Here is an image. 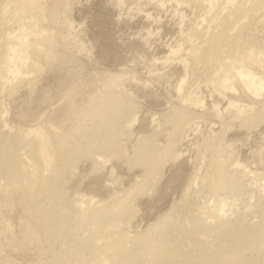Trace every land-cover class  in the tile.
<instances>
[{
  "label": "rangeland",
  "instance_id": "1",
  "mask_svg": "<svg viewBox=\"0 0 264 264\" xmlns=\"http://www.w3.org/2000/svg\"><path fill=\"white\" fill-rule=\"evenodd\" d=\"M29 1L0 0V149L7 143L23 149L26 130L40 128L51 131L55 154L52 169H41L45 188L35 196L6 200L0 193V264H162L165 216L173 211L190 218L203 210V231L210 228L205 242L214 244L222 227L212 205L216 211L220 199L232 219L229 228L242 233L236 264H264V87L259 95L235 80L225 95L213 88L220 75L231 77L229 64L248 47L259 61L248 70L264 83V0H31L37 3L18 6ZM234 19L242 22L239 28L230 27ZM40 28L56 35L50 47L4 59L6 46L18 45L20 29ZM171 49L178 52L171 55ZM17 69L27 75H14ZM228 101L241 112L227 109ZM180 115L185 120L172 145L178 156H166L161 177L137 191L145 167L135 161L167 144ZM117 130L124 135L122 151L100 168L102 158L93 159ZM2 149L0 185L7 178ZM215 181L226 186L213 191ZM82 199L101 207L99 220L76 214L77 206L88 204ZM196 226L191 232L201 230ZM101 227L125 234L126 243L104 248Z\"/></svg>",
  "mask_w": 264,
  "mask_h": 264
},
{
  "label": "bare ground",
  "instance_id": "2",
  "mask_svg": "<svg viewBox=\"0 0 264 264\" xmlns=\"http://www.w3.org/2000/svg\"><path fill=\"white\" fill-rule=\"evenodd\" d=\"M208 1H210V0H208ZM30 2L32 4L37 3V1L32 2L30 0L28 2V4L27 3L24 4L22 2L23 5L20 3L18 6L20 7V6L29 5V4H31ZM193 4H194V2H193ZM262 4H257V5L262 6ZM253 6H254V3L251 7H253ZM249 9L251 10L252 8H249ZM249 9H248V11H249ZM258 10H260V9L258 8ZM255 12H256V9H255ZM250 13H252V12H250ZM242 15L243 14H241V15L239 14V16L241 18H242ZM239 16L237 15L236 19H239ZM253 16H255V15H253ZM12 17H13L15 22H18V23L21 21L23 22V18L17 16L16 14H14ZM26 19L27 18H25V20ZM248 19H250V18H248ZM65 21H66V23L63 22L64 23L63 25H66V27L70 28L71 22L68 20H65ZM235 21H236V23L233 22L232 23L233 25L230 26L234 29L239 28L240 27L239 24L242 23L241 22L238 24V22H237L238 20H235ZM239 21H241V20H239ZM242 21H243V19H242ZM26 23L30 24V23H34V22L31 21V19H27ZM66 27H64V28H66ZM232 28H230V29H232ZM24 29H23V31H24ZM26 29H29V28L27 27ZM31 29H33L32 25H31V28L29 30H31ZM21 31L22 30L20 29V31L18 32V35L16 36L17 40H18V45L12 44V46H6L7 48H5V49L7 50L6 51L7 53L5 54L4 59L6 58L7 60L8 59L14 60V57L16 56V54H20L22 56V58H26V49L29 47L33 48L38 54H40L42 51V50L40 51L41 46L46 45L44 47H50L56 40L54 38L55 34L51 33V31L49 32V30L47 31L46 29L40 28L39 30H34L32 32L30 31L29 33L26 31L25 32H23V31L21 32ZM30 33L33 35V38H34L33 41H30L27 39L28 35L30 36ZM55 37H56V35H55ZM222 37H223V32H220L217 34L216 40H219ZM186 43L189 44L190 42H186ZM5 49L2 51H5ZM190 51L191 50L189 49V51L187 53L188 55H189ZM177 52H178L177 49L176 50H172V49L170 50L171 55H174ZM20 55H17V56H20ZM180 59L182 60V58H180ZM180 59H178V60H180ZM2 60H3V58H2ZM23 60H25V59H23ZM235 60L237 62L236 63L231 62L229 64V67H228L232 71L231 77L229 78L228 75L226 73H224V74L220 75L218 78H216L213 81L214 90L219 95H225L227 91H231L233 89L232 84L234 83V80H235L236 82H239L242 85H244L246 90L250 91L252 94L259 95L262 92L263 87H264L262 77H256L254 72L248 70L249 66L257 65L259 62L258 58L256 57V55L252 51V48L248 47L246 49H243L237 55V58ZM20 61H22V59H20ZM8 62H9V60H8ZM22 63H23V61H22ZM22 63H20V64H22ZM4 64H6V62ZM29 64H31V63H29ZM32 64H31L32 65L31 68H32V70H35L36 66L34 63H32ZM22 65H20V66L22 67ZM23 67H24V65H23ZM19 72H20V69L18 71H16L14 75L19 76L20 75ZM20 73H22V72H20ZM26 73L27 72H25V74ZM20 76H22V75H20ZM23 76H22V78H23ZM120 79H121L120 76L115 77V81L119 82ZM232 107L236 108V110H237V112L235 111L236 114L237 113L239 114L241 112V110L239 108H237L236 105L232 101H228L227 109L228 108L231 109ZM184 120H185V116L180 115L177 118V120L174 122V125H172V129L168 135L167 144L165 146H163L159 150L148 149L146 151V154L142 155L141 159H137L135 161V163L137 165L145 167L144 172H143L142 177H141V183L143 184V186H138L136 188L137 191H142L143 189H145V185L148 184V182H151L152 184H154L156 179H159L161 177V175H162L161 172L165 166L164 162L166 160V156L168 157V159H175L178 156L177 154L173 153L172 145L177 143V138L181 134V128H182V125L184 123ZM1 128H0V130H1L0 132H2V130H3V128L2 129ZM12 131H15V130H12ZM119 131H120V129H119ZM17 132H19V131L17 130ZM120 132H118V130L116 132L115 131L112 132L110 134V136L108 137V140L103 142V144L101 145L100 151L98 150L99 153L96 154V152L94 151L96 154L95 156L96 157L98 156L96 160L93 159L94 162L98 161V158H102L101 160H99L97 162L99 167L102 166L100 164H102L103 161L104 162L106 161V158L112 156L111 154H113V156H116V154H117V156L120 155V153L122 151V149H121L122 147L120 145V143H121L120 138L123 135ZM19 133H22V131H20ZM50 133H51V131H49V130L43 131L40 128H30V129L28 128V130H26L24 135H25V138H26V136L27 137L29 136V139L28 140L26 139L25 140L26 142L23 144L24 145L23 149H25L26 154H24V151L22 153L23 155H26V156H22V157L19 154L20 152H17V150H20V149L16 148V147H20V146L15 147L14 145H11L12 143L11 144H9V143L5 144L4 143L5 146L2 144L3 149L1 148L2 149L1 160L5 159L6 163H4V164H6V166H5L3 172L7 176V178L0 185V189H1L0 193L6 198V200H9L11 195H16V194H20L24 199L25 198L28 199L30 197L35 196L38 192L42 191L45 188V185H43L44 182H42V174H43L42 172H45L44 169H47V168L49 169V167L51 166V164L53 162L54 154H55L54 151H51L52 145H54V144H53L52 140L49 138ZM6 139H8V138H6ZM57 144H58L57 146H60L59 143H57ZM98 149H99V147H98ZM22 150H20V151L22 152ZM96 151H97V148H96ZM85 153H86V151H85ZM92 156H93V154H92ZM29 157L32 159V160L30 159V162H33V160H34V162L32 164L31 163L29 164V162H28ZM1 162L3 164L4 161H1ZM33 164H35V166ZM98 166H97V169H98ZM95 167H96V165L94 164V168ZM29 168H30V170H31V168H33V169L31 171H29ZM41 169L43 170L42 172H41ZM53 169L56 170V168H53ZM59 170H56V172ZM52 171H54V170H52ZM216 171H217V173H220L221 170L219 167H217ZM54 172H53V174L55 175ZM193 177H194V175H193ZM191 182H193V181L191 180L190 183L186 185V187L184 188L183 194H181L182 197L184 198V200H185V197H187L188 189L191 187L190 186L192 184ZM194 183L195 182H193V185H194ZM212 185L214 187L213 191H215L216 189L219 190L220 188H224L225 184L222 182H219V181H215L212 183ZM227 186H228V184H227ZM195 188H196V186H195ZM193 189H194V187H193ZM195 190H197V189H195ZM194 194L196 195V193H194ZM196 196H198V194ZM5 198H3V199H5ZM183 198H181V199L183 200ZM195 198H197V197H195ZM82 200H81L82 202H85L87 199H85V201H84V199H82ZM88 200H90V199H88ZM182 200H181V202H182ZM87 201L85 202V203H88L87 206L81 207V205H79L80 207L77 206L75 208L76 214H79L80 216H82L84 218H88V217L92 216L93 218H96V220H99V217L103 215V210L101 209V207L99 205H97L99 207L96 206V204H97L96 202H94L93 205H91V201H88V202ZM217 201H219V200H217ZM222 201L220 199V202L219 203L217 202V205H215L216 211H215V209H213L214 206L212 205V210H214L212 212V218L213 219L215 218L216 220L215 219L214 220L219 222V224L216 222L218 224V226H220V227L217 226L218 228L222 227L220 235H219V239L217 240V242L213 241L214 244H208L207 242H205V240L207 238L206 236H208L207 234L205 235V232L208 231L210 228L206 227L208 230H206L205 232L203 231V230H205V226H208V221L207 222L203 221V219L206 220V218L208 216H206V217L204 216L205 218H201L200 212H203V210L202 211L196 210L197 212L200 213L199 216H198L197 212L196 213L193 212V214L190 213L189 214L190 218L188 217L189 219L187 218L186 215L182 216V217L180 216L181 218H177L178 215H175L176 213L172 214L173 211H172V213L170 212L171 214L169 213V214H167V216H165L164 220L167 222L166 224L169 225L170 227L165 224L166 227H168V228L165 232L166 234H164L163 242L159 245V253H160L161 260L164 259V261H162V264L163 263L164 264H178L179 262H181V264H236V260H239V254L237 252H235V248H236V243H239L242 240V233L240 231H239L240 233H237L238 232V231L236 232L237 229L235 231L233 229V231L235 232L234 233L232 231V229L229 228L231 225H228V224H230L229 222L232 219L231 220L228 219L227 213L229 214V212L227 209H224L225 205L223 204ZM5 204H7V203H5ZM180 204H182V203H180ZM177 205H178V203H177ZM129 206H131V204L127 203V204H123L120 208L122 210H124ZM184 207H186V206H184ZM200 209H201V207H200ZM209 210L212 211L211 209H209ZM218 211L221 212L220 215H219L220 212L218 213ZM224 212L226 215L223 216ZM207 213H210V212H207ZM196 214H197V216H196ZM230 215H229V217H230ZM225 216H227L226 217L227 219L225 218ZM197 217H199L201 219H199ZM222 217H224V219ZM207 220H209V218ZM196 225L198 227H200V226L204 227V229L200 227L199 229L202 230V231L200 230L201 232L200 231H196V233H194V231L191 232V230H194L193 226L195 227ZM210 225H211V223H210ZM101 229H102V232L105 233V239H106V241H104V243H103L104 248H106V249L110 248L109 245L113 244V243H126V241H127L126 239L128 238V236H126L125 234H121L118 231L114 232L113 230H111L112 229L111 227L110 228L101 227ZM212 231L213 230L211 229V232ZM212 233L209 234L210 240H212L211 238H213V237H211V235H214V233L213 234ZM216 234L218 236L219 232ZM177 258H179V259H177ZM177 261H179V262L177 263ZM77 264H82V263L78 262ZM100 264H111V263H110V260H102V262ZM149 264H154V262L150 261Z\"/></svg>",
  "mask_w": 264,
  "mask_h": 264
}]
</instances>
